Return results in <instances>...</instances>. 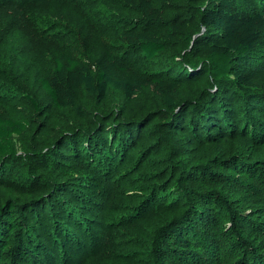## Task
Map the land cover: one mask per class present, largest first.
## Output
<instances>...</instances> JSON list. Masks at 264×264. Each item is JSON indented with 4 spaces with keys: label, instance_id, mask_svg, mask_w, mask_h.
<instances>
[{
    "label": "rangeland",
    "instance_id": "1",
    "mask_svg": "<svg viewBox=\"0 0 264 264\" xmlns=\"http://www.w3.org/2000/svg\"><path fill=\"white\" fill-rule=\"evenodd\" d=\"M153 1L164 20H185L193 37L203 31L196 0ZM141 18L126 0H0V115L28 123L22 134L13 136L18 159L7 170L0 200L25 202L43 195L37 213L48 201L76 224L68 238H52L55 255L47 264H177L161 258L165 227L186 210L202 206L198 194H213L223 209L230 206L220 217L226 227L221 232L223 256L230 258L227 264H237L243 247L253 246L236 218V213L251 209L250 198L242 206L232 204L237 182L216 184L218 177L211 171L216 168H208V159L228 157L232 151L249 164L262 162L264 147L246 137L212 144L197 140L188 120L172 125L174 111L152 87L133 99L112 88L102 102L86 92L78 101L79 114L55 108L39 81L51 71V57L62 49L94 68L99 52L123 53L121 33ZM196 58L192 41L169 43L151 59L135 50L123 61L163 77L173 66L189 68L186 62ZM209 85L187 82L176 94L178 103ZM73 130L78 133L66 136ZM5 163L0 157V166ZM250 189L258 203L261 193L255 186ZM48 229L44 226L40 233Z\"/></svg>",
    "mask_w": 264,
    "mask_h": 264
},
{
    "label": "trees",
    "instance_id": "2",
    "mask_svg": "<svg viewBox=\"0 0 264 264\" xmlns=\"http://www.w3.org/2000/svg\"><path fill=\"white\" fill-rule=\"evenodd\" d=\"M196 1L205 30L194 42L198 58L186 62L189 68L173 66L168 74L159 77L124 63L135 50L151 59L169 43L194 40L185 20H164L162 10L153 0H126L141 12L142 18L133 28L121 33L123 53L99 52L94 60L95 68L66 49L51 57L52 69L40 75L39 81L52 105L58 109L72 108L82 114L78 101L86 92L102 102L112 88L121 91L127 99H133L152 87L174 111L172 125L178 127L188 120L187 127L197 140L212 144L246 137L264 147V0ZM195 81H208L210 85L196 92L178 110L176 94L187 82ZM33 103L37 105L36 101ZM27 125L26 121L0 115V157L6 161L0 166V188L6 186L7 170L18 159L13 136L22 134ZM77 133L73 130L66 136ZM244 145L245 142H241V146ZM228 153H231L228 157L209 158L208 168H216L211 170L218 177L216 184L225 180L237 182L238 194L232 196V204L242 206L248 202V195L250 198L247 206L251 209L236 213V218L243 230L248 231L245 234L253 241V248L243 247L245 250L236 257V263L264 264V183L261 177H264V161L249 164L243 156ZM253 186L261 193L258 203L248 194L254 192L250 189ZM198 197L202 206L186 210L165 227L162 236L166 240L160 246L162 261L175 260L177 264H227L230 261L223 256L221 232H225L226 227L220 221L230 206L223 209L213 194H198ZM44 199L41 195L25 202L14 198L0 200V264H47L49 257L53 259L55 255L52 238L64 240L74 231L72 225L76 224L70 223L69 215H60L57 207L48 201L41 203L38 213L35 211L36 204ZM44 226H48V231L40 233Z\"/></svg>",
    "mask_w": 264,
    "mask_h": 264
},
{
    "label": "water",
    "instance_id": "3",
    "mask_svg": "<svg viewBox=\"0 0 264 264\" xmlns=\"http://www.w3.org/2000/svg\"><path fill=\"white\" fill-rule=\"evenodd\" d=\"M204 30H205V28L203 27V31L201 33H199V34H197V35L194 36L193 43L195 42L196 38L204 32ZM182 105L183 104L179 105L178 110L181 108Z\"/></svg>",
    "mask_w": 264,
    "mask_h": 264
}]
</instances>
